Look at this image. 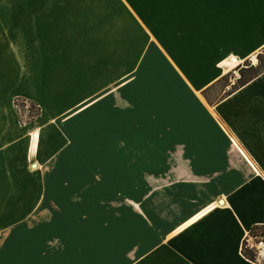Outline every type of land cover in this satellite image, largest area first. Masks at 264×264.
<instances>
[{
  "label": "crops",
  "instance_id": "obj_1",
  "mask_svg": "<svg viewBox=\"0 0 264 264\" xmlns=\"http://www.w3.org/2000/svg\"><path fill=\"white\" fill-rule=\"evenodd\" d=\"M115 1L151 40L134 76L122 45L121 90ZM133 2L0 0V57L14 48L27 67L26 78H0V264H258L243 247L264 226V69L232 91L220 81L264 49V0L157 1L154 15ZM69 19L102 20V31L89 23L90 38L68 47ZM64 68L76 74L68 101L48 77ZM18 97L37 102L39 117L21 123ZM115 130L121 142L103 138ZM132 163L145 191L137 208L124 197L138 221L117 233L110 216L127 208H108L116 180L130 194Z\"/></svg>",
  "mask_w": 264,
  "mask_h": 264
},
{
  "label": "rangeland",
  "instance_id": "obj_2",
  "mask_svg": "<svg viewBox=\"0 0 264 264\" xmlns=\"http://www.w3.org/2000/svg\"><path fill=\"white\" fill-rule=\"evenodd\" d=\"M159 1L158 5H162V3L164 2H172L173 0H147L146 3H142L141 0H134V6H136V8L139 7H143L142 12H148V14L154 15V12L156 10V2ZM111 9L114 10V15L115 18L109 19V22H113L114 23V31L110 32L109 38V42L114 43V52L112 53V56L114 58V63H115V76L117 78H115V89L119 90L121 88L122 85V78H120L122 76V65H123V52H122V45H129V51L125 52L128 53L127 58H128V65H129V70L132 76L136 75L137 71L140 70V66H142L143 59L144 56L146 55L145 52L148 50V44L151 42L150 39H148V37L146 36V34H143L142 31L140 29H138V20L135 19H128L127 15H124L123 11L125 8H122V4L118 3L117 1L112 2L110 4ZM167 8V7H165ZM125 17V19H124ZM127 18V19H126ZM73 20V19H69L67 20V33L65 34L66 36V46L68 47H72L74 48V42L76 41L77 37L81 38L80 33H85L86 36L88 38H90V29H89V23L91 24V26H93L94 28H96L98 26V29L101 30L99 27H101L102 24V20ZM130 21V26L128 29V34H122V25L124 22ZM148 23H150L151 27L155 26L154 23L157 21L154 18L151 19H147L146 20ZM159 21V20H158ZM97 24V25H95ZM79 28L80 30H76L77 28ZM170 25L168 24H162L159 23L158 24V32L161 33L162 35H169V32H167L165 29L169 28ZM102 31V30H101ZM84 34V35H85ZM88 34V35H87ZM102 35H104L105 37L106 34H100L99 33V37L101 38ZM100 41V40H99ZM100 43V42H99ZM14 49V48H13ZM9 50V54L6 58V54L5 57H0V78H26L27 77V67L26 65H24V67H22L23 65L21 64L22 59L19 58L18 53L16 50L13 51ZM261 52V53H260ZM257 56H255V58L257 59L256 62H254V58L252 60H246L241 62L240 65H237L232 72L230 71L224 78L221 79L220 83L221 86L224 87L225 89L228 90H234L235 88H237L240 84V80L242 77V73L244 70H246V68H255V72L256 70L262 69L264 67V49H262L260 51ZM7 53V51H6ZM77 52H74L73 54H76ZM111 53V52H109ZM84 57L86 56V54L84 53ZM99 54H100V59L103 57L104 59L107 56V52L106 50H99ZM87 55H90V52H87ZM111 56V55H110ZM127 58H125L127 60ZM68 66H70L68 64ZM74 69L76 66V63H73L71 65ZM73 69H66L64 68L63 70L57 72H48L49 74V78H59L57 81L54 82L55 86H60V95H65V98H62V100H70L71 96H74L76 93L74 92V85H75V78H76V74L74 73L75 71H71ZM246 75H251V72H245ZM136 78H131V82H132V86L134 85V81ZM73 89V90H72ZM122 89V88H121ZM120 89V90H121ZM105 90H100V95L103 94ZM219 93V92H218ZM49 103H55L57 102V100H52V99H48ZM105 100V99H104ZM135 99H132V101ZM100 106L106 108V101H102L100 100ZM11 105L14 106L15 110L18 112V117L21 123H27L30 122L34 119H36L37 117H39L40 114V105L37 102H34L33 100L30 99H26V98H15L11 100ZM122 105V100L121 99H116L115 100V107L116 109L121 108ZM133 117V116H132ZM131 136L130 138L132 139V142H136L138 139V131L137 130H132L130 132ZM102 136H100L101 138ZM103 138L107 139V138H111L114 141H120L123 139V132L122 130H115L114 133L112 134V136L110 137H105L103 136ZM101 149V147H100ZM102 151H105V149H102ZM114 156L118 155L121 157L122 155V148H119L118 150L114 149ZM138 147H133L131 145V156H133L134 154H136V156H138ZM131 179L130 182L132 183L130 186V194L129 195H124L121 194V191H123V185H122V180L118 179L116 180V185H115V189L118 190L120 192L116 193L114 196H112L113 198V202L111 203V207L109 206V210H113L115 212V215H121L123 214V212H125V208H127V205H124L123 201L124 197L126 196V201L131 204L132 207H136L137 208V202L138 199L140 198V192L143 194L145 191V186L143 184V181H141L138 178V171H139V164H131ZM139 182H142L139 185ZM141 187V188H140ZM126 189V188H125ZM146 191H147V196L149 197V183L146 186ZM123 198V199H122ZM129 199V200H128ZM148 201V200H147ZM136 203V204H135ZM102 203H100L101 205ZM126 204V203H125ZM102 208V207H100ZM137 210V209H136ZM111 215V214H110ZM127 218H122L121 216H118V218L114 219V215H111L110 218L111 220H116L118 223H116L114 225L115 227V231H117V233L119 232V228L122 227L123 223L126 222L128 229H131L134 225H137V215L135 217V213L134 211L131 209L129 210L127 208V214H126ZM128 217L132 218L131 220L128 219ZM134 219V221H133ZM119 224V225H118ZM118 225V226H116ZM256 234V233H255ZM249 258H251V256H249Z\"/></svg>",
  "mask_w": 264,
  "mask_h": 264
},
{
  "label": "built area",
  "instance_id": "obj_3",
  "mask_svg": "<svg viewBox=\"0 0 264 264\" xmlns=\"http://www.w3.org/2000/svg\"><path fill=\"white\" fill-rule=\"evenodd\" d=\"M244 247L251 252L249 259L258 264H264V236L261 232L257 234L251 232L245 238Z\"/></svg>",
  "mask_w": 264,
  "mask_h": 264
},
{
  "label": "trees",
  "instance_id": "obj_4",
  "mask_svg": "<svg viewBox=\"0 0 264 264\" xmlns=\"http://www.w3.org/2000/svg\"><path fill=\"white\" fill-rule=\"evenodd\" d=\"M263 69H264V67L262 69L256 70V72H255V68H252V67L246 68V70H244L242 73L241 79H239L240 80L239 85H242V84L246 83L248 80L250 81L251 79L255 78L257 75H259V73H261V71H263ZM248 71L251 72L250 76L245 74V72H248ZM258 232H261L262 235L264 236V226L263 225L255 226L253 228L252 233L257 234ZM243 251H244V255L246 257L250 256L251 252L249 250H246L245 247H244Z\"/></svg>",
  "mask_w": 264,
  "mask_h": 264
},
{
  "label": "bare ground",
  "instance_id": "obj_5",
  "mask_svg": "<svg viewBox=\"0 0 264 264\" xmlns=\"http://www.w3.org/2000/svg\"><path fill=\"white\" fill-rule=\"evenodd\" d=\"M231 60H233V59H231ZM236 61H234V63H237ZM256 61H257V59L254 57V62H256ZM36 138H37V134L35 135L34 147H36V143H37Z\"/></svg>",
  "mask_w": 264,
  "mask_h": 264
}]
</instances>
